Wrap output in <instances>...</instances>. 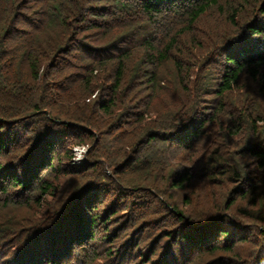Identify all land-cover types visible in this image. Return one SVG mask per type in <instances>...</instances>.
<instances>
[{"label": "trees", "instance_id": "trees-1", "mask_svg": "<svg viewBox=\"0 0 264 264\" xmlns=\"http://www.w3.org/2000/svg\"><path fill=\"white\" fill-rule=\"evenodd\" d=\"M96 92L94 120L51 108ZM149 118L120 171L157 185L108 168L60 194L68 142L122 140ZM94 149L88 170L115 166ZM195 179L226 189L199 217L169 204ZM148 200L165 213L148 219ZM0 264H264V0H0Z\"/></svg>", "mask_w": 264, "mask_h": 264}, {"label": "rangeland", "instance_id": "rangeland-1", "mask_svg": "<svg viewBox=\"0 0 264 264\" xmlns=\"http://www.w3.org/2000/svg\"><path fill=\"white\" fill-rule=\"evenodd\" d=\"M214 22H215V19H212L211 22L208 23V27L209 25L213 26ZM200 25H203V23H200ZM220 26H223V25H220ZM199 35L204 36V34H199ZM195 51H199V50H195ZM184 54L186 55V52H184ZM103 73L104 72L101 73L100 78L102 77ZM97 93L98 92L92 95L91 98H87L86 102L82 100L81 95H79L78 93H77V96H72V97L65 96V97H62V99L59 98L57 102L55 103L57 106L51 105V108H53L57 114H60L63 117H67L66 116L67 114H71L74 116V114L80 115L81 113L92 116V114L89 113L90 103L92 102V100L93 102L96 99H99V101H101L103 98L102 95L99 96L100 94H97ZM128 94H129V97H127V101H125L124 104H127L128 106H130L129 101L132 98L134 99L137 98L138 96L134 97L135 93H132V94L128 93ZM153 105L159 106L160 102L159 103L155 102ZM62 107L63 109H61ZM123 107L124 105L123 104L121 105V102H119V106L113 109V113L103 116V120H102L100 127H99V123L97 119V121L94 122L96 126H98L96 127V129L100 128L102 130L109 131V128L112 127L113 121L116 119L117 115L121 113V111L123 110ZM100 115L101 113L99 112L98 118ZM91 116H89V118L91 120H94V117L93 116L91 117ZM153 119L155 118H149L144 123H141L140 125L136 127L135 131H134L133 124L130 127L128 126L122 127L123 129L127 128L130 130L129 134H127L126 137H124L122 140H116V139L113 140L111 135H108L105 137V139H102L99 134L96 139V142L94 143H93V138L91 137H85V139L75 138L74 141L68 142L67 147L71 150L72 157L71 159H68L66 158L65 155L61 154L59 155L61 157V159L59 160V163L63 164L64 166L67 165L68 168H71L70 169L71 171L68 170L66 174H59L58 177L55 175H52L54 177L55 183L58 185V187H60V194H63L64 196L75 194L76 192L79 191V189L81 188L80 187L81 185L85 186L86 183L89 180H91V178L96 179L97 174L99 175L102 172L107 171L108 168L110 169L109 174L111 175V178L118 185H125V187H132L134 185H139V184L146 185V186H152V184L154 183L150 182V178L149 179L145 178L146 175L144 171L136 172L135 170H133L132 167L129 168V166L126 170L120 171L121 170L120 166L125 161L126 157H128L129 152L131 151V148L136 138L144 133V131L149 127V125H151L150 122ZM94 145L100 146V148H102V151H101L102 154H106L107 158L111 161V163L112 162H113L112 164L115 163V166L108 167L106 161H104V163L101 165H97V166L95 165L96 166L95 168V167H92L94 165V163L92 162L93 164H90V168L88 170L87 166H89V162L92 161V157L98 156L97 154H100L99 151L95 152ZM54 164L58 165V161L57 160L54 161ZM173 164L177 165L178 160H176ZM91 168H94V169L91 170ZM107 185H105V187ZM154 185H157V184L155 183ZM225 190H226L225 188H222L219 186H213L207 181L202 182L200 180L195 179L193 180V183L190 186H187V187L185 186L182 189H176V190L170 189V191H168L169 200H170L169 204H177L179 208H181L182 210H185L186 216L199 217V216H202L204 212L207 213V211L211 212L210 210H213L214 206L219 202V198L223 199L222 197H220V195L222 193H225ZM118 193H120V191L118 189H115L114 185L112 184V194H110L108 197H104V194H103L101 199L106 198L103 201V203L107 204L113 199L114 196L116 197ZM189 193L193 194L192 197H191V194L188 195L191 198L189 200H193V201L190 204H186L184 201V195L189 194ZM123 197L124 199L127 200V202L131 203L130 197H127V196H123ZM141 199L143 198L141 197L135 198L136 201H141ZM142 208H144V211L147 213L148 219L154 213L163 214L164 212V209H159L157 207V202L153 200L152 201L148 200L146 206ZM115 212H119V213H116V218L119 220L131 219L133 215V212L131 211L130 208L125 209L124 211H120V210L116 211L115 209ZM22 214H26V212L22 211ZM141 220L142 219L139 217L136 220V222L140 221V224H143L145 220L144 221L143 220L141 221ZM151 222H155L160 231L166 225V223L162 221V218H159V217L158 219L156 218L155 220H152ZM111 228H113V225ZM240 250L242 253L245 252V248L241 247ZM211 258H207L206 260H209Z\"/></svg>", "mask_w": 264, "mask_h": 264}]
</instances>
